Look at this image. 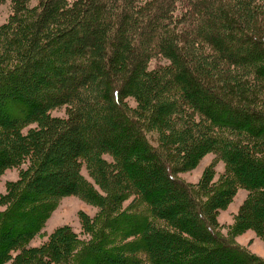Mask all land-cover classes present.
I'll return each instance as SVG.
<instances>
[{"label": "trees", "instance_id": "16d2710c", "mask_svg": "<svg viewBox=\"0 0 264 264\" xmlns=\"http://www.w3.org/2000/svg\"><path fill=\"white\" fill-rule=\"evenodd\" d=\"M249 2L12 0L0 173L17 178L0 193V264H264L213 226L242 188L233 228L264 238V6ZM156 56L167 63L150 68ZM60 106L65 117L50 113ZM207 152L225 166L217 182L176 176ZM70 193L99 207L80 213L88 236L62 225L31 245Z\"/></svg>", "mask_w": 264, "mask_h": 264}, {"label": "rangeland", "instance_id": "374dc122", "mask_svg": "<svg viewBox=\"0 0 264 264\" xmlns=\"http://www.w3.org/2000/svg\"><path fill=\"white\" fill-rule=\"evenodd\" d=\"M263 1L262 0H252V2H249V3L251 5L254 4L255 6L261 7V6H264ZM28 3L30 6H33L37 3V0H28ZM177 6H179V4H177ZM11 10H12V0H0V24L8 20L7 18L11 14ZM261 27L264 29V19H263V22H261ZM71 41H74V42H71V44L76 43V42L78 43L80 41V38L73 37ZM166 63H167L166 60L161 59L158 56H156V57H153L149 61L148 65L151 68L157 64H166ZM72 71H73L72 69L67 70L66 73H72ZM30 81L33 82L34 80L30 79ZM61 81H65V79L63 78ZM43 82L45 85L53 84L52 83L53 81L50 79L44 80ZM37 87L38 88L42 87V85L40 84ZM214 87L216 90L221 91L220 84H214ZM225 88L226 87L223 86L222 90H224ZM36 92H37V89H36ZM36 95H38V92L36 93ZM126 100L130 104V106L134 107L136 105L134 98L127 97ZM50 113L52 115L59 116L62 118L66 116V108L65 106L56 107V108H53L50 111ZM26 129L27 128H25L24 131ZM76 136L79 138L78 134ZM148 137L154 143L156 142L155 141L156 133L149 132ZM77 142H78L77 140H71L69 138L68 141L63 143V145L67 149L72 150L74 148L73 144H76ZM104 156L108 159H111V157L109 158L108 155H104ZM224 170H225V166L223 162L217 158L216 154L214 152H207L206 154L202 155V157L193 167L187 170L178 171L176 173V176L180 178L182 181L195 186L200 182L203 174L206 172H214L213 178L210 181V183L215 182V181L217 182L221 174L224 173ZM81 172L87 177L88 180H91L84 166H82ZM55 176L59 177L58 175H55ZM16 178H17L16 168H7L2 173H0V193L5 190V183L7 180H15ZM36 184L37 186H41L42 184H45V183L38 182ZM246 194H247V191L245 189H242V188L237 189V191L233 195L230 202L224 205V207H222L216 212L215 222L213 226L216 230L219 231V234H221L224 237H227L233 243L238 244L261 257H264V238L263 237H260L259 235H257L256 232L251 228L242 229L241 231L235 230L233 228L234 219H235L234 215L238 211ZM131 199L132 197L125 200L123 203V207L127 206L128 203L131 201ZM98 211H99L98 206L86 202L79 195L72 194V193L62 195L57 198L55 208L50 213V216L46 219V222L44 223V226L41 229L40 233L34 235V237L30 239V244L34 246L42 244L46 240L47 236L54 229L62 225H68L73 231H75L76 233H79V236L81 238H86L88 235L84 234L83 232L81 233V223H80V217H79L80 213L88 217H94V215ZM3 264H15V263H13L12 259H8ZM21 264H33V263L29 262V263H21ZM46 264H58V263L51 261Z\"/></svg>", "mask_w": 264, "mask_h": 264}]
</instances>
